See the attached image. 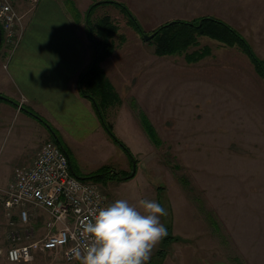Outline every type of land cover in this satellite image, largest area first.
I'll return each mask as SVG.
<instances>
[{"label": "rangeland", "instance_id": "374dc122", "mask_svg": "<svg viewBox=\"0 0 264 264\" xmlns=\"http://www.w3.org/2000/svg\"><path fill=\"white\" fill-rule=\"evenodd\" d=\"M72 1L81 11V24H86V10L97 0ZM120 1L127 3L144 32L129 25L126 15L114 4L97 7L92 19L108 14L119 25L108 77L118 100L108 108L106 119L139 161V169L135 179L98 182L108 204L125 199L139 207L141 200H150L166 209L167 215L160 221L167 235L181 239L164 245L162 239L152 250L151 264L162 259L160 254H176L179 248L207 258H226L232 264H264L263 76L243 50L207 36L200 37V46L208 45L211 52L194 63L184 54L157 55L143 37L169 20L215 15L239 29L264 58V0ZM11 46L4 39L0 54H8ZM107 59L102 65L108 64ZM5 95L14 102L0 100L6 114L0 115V264H22L24 261L8 259L9 248L43 236L45 228L39 233L37 227H30V219L16 220L14 212L19 210L11 213L5 207V190L14 181L15 168L28 166L21 153L32 140L33 130L26 128L19 139L24 131L20 126L25 118L28 123L36 122L37 116L18 110L11 120L16 100ZM147 122L155 127L160 143L146 132ZM9 123L10 130H3ZM67 143L71 166L78 176L97 172L104 165L121 173L133 170L130 154L114 140V148L100 142L93 153L83 144L70 139ZM255 166L261 168L262 178L243 177ZM225 182L233 186L228 191L234 189V194L225 195ZM226 207L232 212H225ZM237 209L240 211H233ZM34 210L40 222L48 219L43 209ZM239 222L244 226V240L237 235ZM17 234L20 240L14 239ZM40 258L53 264L67 262L54 252L43 253Z\"/></svg>", "mask_w": 264, "mask_h": 264}, {"label": "crops", "instance_id": "0c3cea01", "mask_svg": "<svg viewBox=\"0 0 264 264\" xmlns=\"http://www.w3.org/2000/svg\"><path fill=\"white\" fill-rule=\"evenodd\" d=\"M15 8L20 15L17 25L18 43L8 54L5 52L0 54V94L5 95L6 92L16 100L17 108L12 110L11 120L16 113H19L18 110H25L30 115L35 114L45 119L54 129V133L56 132L58 139L69 148L67 139L75 144L85 145L92 149V153L100 142L109 149L114 148L116 145L98 116L95 104L80 90L81 75L90 65L93 56L90 38L89 40L87 38L86 24L82 25L80 19L77 20L73 16L65 0H38L36 3L16 0ZM112 56L113 54L107 59L108 66L103 64L108 77ZM1 108L0 115H4V108ZM35 120L36 122L28 123V118H25V123L20 126L24 131L19 133V139H22L20 137L24 135L26 128L31 127L33 130L32 140L27 141L21 153V156L26 157L24 160L26 165L31 164L44 140H58L47 125L38 118ZM10 128L9 123L3 130ZM136 161L137 170L134 179L139 169V161ZM70 168L74 170L73 166ZM251 169L253 170L243 173V177L244 174L246 178L249 176L252 179L263 177L260 176L263 173L260 167L259 170L258 166ZM12 178L13 172L8 182ZM228 184V182L224 183L225 195L234 194V189L228 191V187L233 188ZM229 211L232 212L226 207L225 212ZM32 212L36 213L34 208ZM35 213H32L30 227H37L41 233L47 219L40 222ZM14 215L20 222L19 211L14 212ZM232 217L236 215L232 214ZM238 224L237 235L240 237L239 240H244L242 232L244 226L240 222ZM41 235L39 237H42ZM175 253L160 254L162 259L156 261V264H232L226 258H207L182 248L177 249ZM41 254L43 252L35 253L33 260L24 261L22 264H53L41 259ZM155 255L159 254L153 256ZM152 260L154 259L151 256L147 264H151ZM55 264L82 263L75 260Z\"/></svg>", "mask_w": 264, "mask_h": 264}, {"label": "built area", "instance_id": "2783aa9c", "mask_svg": "<svg viewBox=\"0 0 264 264\" xmlns=\"http://www.w3.org/2000/svg\"><path fill=\"white\" fill-rule=\"evenodd\" d=\"M15 2L0 0V26L4 39L12 43L11 49L18 43L20 20ZM70 167L68 155L50 139L39 147L30 165L15 168L14 181L5 190V207L11 213L18 209L24 222L31 219L30 208L45 210L48 219L42 237L9 248L10 261H31L37 252H54L72 262L77 260L75 249L83 254L91 246V239L82 234L83 225L109 205L108 196L98 182L79 178ZM14 239L21 236L17 234Z\"/></svg>", "mask_w": 264, "mask_h": 264}, {"label": "trees", "instance_id": "16d2710c", "mask_svg": "<svg viewBox=\"0 0 264 264\" xmlns=\"http://www.w3.org/2000/svg\"><path fill=\"white\" fill-rule=\"evenodd\" d=\"M65 2L73 16L79 20L81 18V11L79 8L72 0H65ZM106 4L117 5L128 18L129 25L135 27L141 33L144 32L140 21L124 1L97 0L93 2L88 7L85 14L86 26L91 44L93 46V59L81 75V78L84 76L82 80L83 92L81 93L91 100H95L97 103V107L95 106L96 112L101 118L109 135L114 142L123 147L130 154L133 161V159L136 160V158L133 156L130 148L115 135L113 127L106 119V112L109 107L116 105L118 95L113 87V84L109 80L102 63L109 58L116 49L115 36L119 34V25L108 14L94 21L92 19L94 10L100 5ZM1 32L2 41L0 43V51L2 50L4 44V32L0 26V33ZM151 33H154V36L149 39V43L154 46V51L157 55L172 56L184 54L189 63L198 62L211 52V48L208 45L200 46V37L202 36L215 39L225 46L238 47L247 54L250 60L254 63L256 70L264 78V58L260 57L256 53L248 39L240 32L239 29L219 16L202 15L191 20L173 19L160 24ZM198 46L200 47L190 50L191 48ZM93 62H95V64L92 66ZM0 100L14 102V100L2 97H0ZM39 119L45 125H48L49 129L54 132V129L45 121V119L42 117ZM144 127L150 138H153L152 140H154L155 143H160V138L155 132V127L148 122L144 124ZM53 141H55L61 149L65 151L71 163L70 152L66 148V145L60 139ZM71 172L74 174V170H71ZM135 174H132V170L121 173V171L114 170L109 165H104L97 172L89 173L83 176V179L96 182L102 180L107 181L109 179L129 180L133 178ZM75 175L77 176V174ZM180 239L181 238L178 236L169 234L163 238V245Z\"/></svg>", "mask_w": 264, "mask_h": 264}, {"label": "clouds", "instance_id": "9594fccd", "mask_svg": "<svg viewBox=\"0 0 264 264\" xmlns=\"http://www.w3.org/2000/svg\"><path fill=\"white\" fill-rule=\"evenodd\" d=\"M166 215L156 201L141 200L136 207L118 199L83 225L82 234L92 243L83 254L75 249V258L82 264H147L153 248L168 234L160 221Z\"/></svg>", "mask_w": 264, "mask_h": 264}, {"label": "water", "instance_id": "95a60500", "mask_svg": "<svg viewBox=\"0 0 264 264\" xmlns=\"http://www.w3.org/2000/svg\"><path fill=\"white\" fill-rule=\"evenodd\" d=\"M153 36H154V33H151V34L143 33V37H144L146 40L151 39ZM1 41H2V32L0 33V43H1ZM94 64H95V62H93L92 66H93ZM83 77H84V76H83ZM83 77L80 79V82H79V84H80V88H81V92H83V87H82V80H83ZM0 97H2V98H6L4 95H0ZM92 101H93V103L95 104V106L97 107V103L95 102V100L93 99ZM36 116H37V118H40L38 115H36ZM47 126H48V125H47ZM48 128H49V126H48ZM52 134L54 135V137H55L56 139H58L57 135H56L54 132H52ZM136 170H137V161H136L135 159H133V170H132V174H133V175L135 174ZM77 176H78V175H77ZM78 177L81 178V179H83V176H78Z\"/></svg>", "mask_w": 264, "mask_h": 264}]
</instances>
